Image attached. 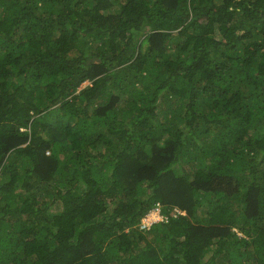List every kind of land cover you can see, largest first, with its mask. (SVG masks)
I'll list each match as a JSON object with an SVG mask.
<instances>
[{
	"label": "trees",
	"instance_id": "trees-1",
	"mask_svg": "<svg viewBox=\"0 0 264 264\" xmlns=\"http://www.w3.org/2000/svg\"><path fill=\"white\" fill-rule=\"evenodd\" d=\"M0 264H264V0H0Z\"/></svg>",
	"mask_w": 264,
	"mask_h": 264
},
{
	"label": "built area",
	"instance_id": "built-area-1",
	"mask_svg": "<svg viewBox=\"0 0 264 264\" xmlns=\"http://www.w3.org/2000/svg\"><path fill=\"white\" fill-rule=\"evenodd\" d=\"M158 210V211H157ZM175 212L184 214L183 211L178 208L174 209ZM158 213V214H157ZM161 215V217H159ZM166 217L162 213V208L160 205H156L142 220L140 224V228L144 230H148L152 224L165 219Z\"/></svg>",
	"mask_w": 264,
	"mask_h": 264
},
{
	"label": "rangeland",
	"instance_id": "rangeland-1",
	"mask_svg": "<svg viewBox=\"0 0 264 264\" xmlns=\"http://www.w3.org/2000/svg\"><path fill=\"white\" fill-rule=\"evenodd\" d=\"M89 82H84L83 84H82V87H84L85 85H87ZM158 211V210H157ZM158 214V213H157ZM159 217H161V215H159Z\"/></svg>",
	"mask_w": 264,
	"mask_h": 264
},
{
	"label": "clouds",
	"instance_id": "clouds-1",
	"mask_svg": "<svg viewBox=\"0 0 264 264\" xmlns=\"http://www.w3.org/2000/svg\"><path fill=\"white\" fill-rule=\"evenodd\" d=\"M143 220V219H142ZM142 222V221H141ZM141 224V223H140ZM140 226V225H139Z\"/></svg>",
	"mask_w": 264,
	"mask_h": 264
}]
</instances>
